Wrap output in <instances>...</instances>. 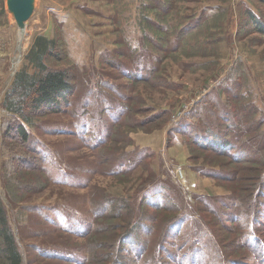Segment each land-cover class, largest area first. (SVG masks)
Returning <instances> with one entry per match:
<instances>
[{
    "label": "rangeland",
    "instance_id": "obj_1",
    "mask_svg": "<svg viewBox=\"0 0 264 264\" xmlns=\"http://www.w3.org/2000/svg\"><path fill=\"white\" fill-rule=\"evenodd\" d=\"M34 4L19 41L0 0V229L21 262L264 264V192L245 188L264 177V35L246 14L264 22V0ZM41 36L72 89L25 139L4 98Z\"/></svg>",
    "mask_w": 264,
    "mask_h": 264
},
{
    "label": "trees",
    "instance_id": "obj_2",
    "mask_svg": "<svg viewBox=\"0 0 264 264\" xmlns=\"http://www.w3.org/2000/svg\"><path fill=\"white\" fill-rule=\"evenodd\" d=\"M246 14H248L247 16L252 24L251 26L264 35V22L260 20L252 10L250 11L247 9ZM56 46V41L54 39H48L45 36L37 37L28 49L26 56V61L34 68V71L31 73L26 69L19 71L13 78L10 84L11 86L6 92L4 98L6 110L12 114V116L21 120L22 123L17 126V133L25 139L28 138V133L25 131L24 124H30L32 115L37 113V110L41 107H47L48 109L54 108V106L61 104V100H64V104H68L69 102L66 98L67 93L71 91L72 87L71 83L68 82L66 72L62 70H53L45 63L46 59L53 57V51ZM192 126L194 125H186V128ZM235 141L236 142H230L223 138V140H214L213 142L204 144L205 142L199 141V137L196 135V143L202 148L205 149L211 146L218 154H230L235 162H239L240 158H243L244 155L241 147L239 151H237L238 139ZM234 149H236V151ZM216 175H218V173ZM227 175L231 180L237 179V175L234 172H230ZM245 188L246 191L249 192H251L252 189L254 195H257L259 191L264 192V177L258 176L256 179H251ZM229 202L233 204L237 203V206L239 205L244 210L254 211L255 213V210H251V202L248 203L245 199L238 198L236 194H233L229 198ZM232 213L234 215L236 214V212ZM0 215L2 219L4 215L1 209ZM1 225L2 229H0V233L3 235L4 248L1 252L0 264H23L21 262L22 258L20 252L14 244L12 234L5 226V220L2 221Z\"/></svg>",
    "mask_w": 264,
    "mask_h": 264
},
{
    "label": "water",
    "instance_id": "obj_3",
    "mask_svg": "<svg viewBox=\"0 0 264 264\" xmlns=\"http://www.w3.org/2000/svg\"><path fill=\"white\" fill-rule=\"evenodd\" d=\"M35 0H6L7 9L11 12L20 31L25 30L27 19L32 14Z\"/></svg>",
    "mask_w": 264,
    "mask_h": 264
},
{
    "label": "bare ground",
    "instance_id": "obj_4",
    "mask_svg": "<svg viewBox=\"0 0 264 264\" xmlns=\"http://www.w3.org/2000/svg\"><path fill=\"white\" fill-rule=\"evenodd\" d=\"M24 33H25V30H23V31H20V29L18 28V32H17V36H18V38H19V41H22V40H24ZM25 41V40H24ZM24 41H23V43L21 44V45H19L18 46V48H17V54H16V57H15V59H14V63H16L18 60H19V58L21 57L20 55H21V51L23 50V47H24Z\"/></svg>",
    "mask_w": 264,
    "mask_h": 264
}]
</instances>
